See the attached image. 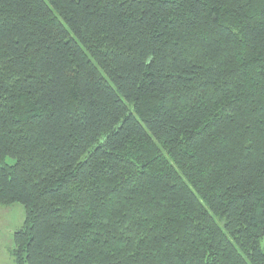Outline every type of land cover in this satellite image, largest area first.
I'll return each mask as SVG.
<instances>
[{"label":"trees","instance_id":"obj_1","mask_svg":"<svg viewBox=\"0 0 264 264\" xmlns=\"http://www.w3.org/2000/svg\"><path fill=\"white\" fill-rule=\"evenodd\" d=\"M16 264H264V0H0V205Z\"/></svg>","mask_w":264,"mask_h":264},{"label":"rangeland","instance_id":"obj_2","mask_svg":"<svg viewBox=\"0 0 264 264\" xmlns=\"http://www.w3.org/2000/svg\"><path fill=\"white\" fill-rule=\"evenodd\" d=\"M24 222L23 205H0V264H16L13 256L15 234L23 228Z\"/></svg>","mask_w":264,"mask_h":264}]
</instances>
